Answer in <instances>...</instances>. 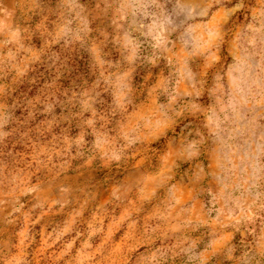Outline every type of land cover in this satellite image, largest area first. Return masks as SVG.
<instances>
[{"label":"rangeland","instance_id":"obj_1","mask_svg":"<svg viewBox=\"0 0 264 264\" xmlns=\"http://www.w3.org/2000/svg\"><path fill=\"white\" fill-rule=\"evenodd\" d=\"M0 264H264V0H0Z\"/></svg>","mask_w":264,"mask_h":264}]
</instances>
